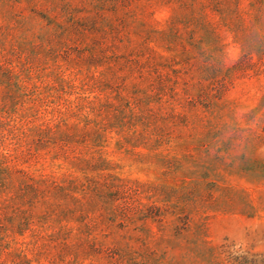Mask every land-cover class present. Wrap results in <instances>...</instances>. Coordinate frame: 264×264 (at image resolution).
Returning <instances> with one entry per match:
<instances>
[{
  "label": "rangeland",
  "instance_id": "rangeland-1",
  "mask_svg": "<svg viewBox=\"0 0 264 264\" xmlns=\"http://www.w3.org/2000/svg\"><path fill=\"white\" fill-rule=\"evenodd\" d=\"M0 264H264V0H0Z\"/></svg>",
  "mask_w": 264,
  "mask_h": 264
}]
</instances>
